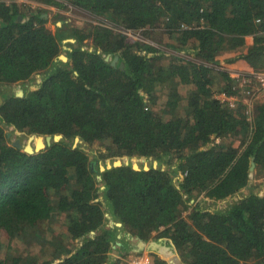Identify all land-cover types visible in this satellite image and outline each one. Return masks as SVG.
<instances>
[{
    "label": "trees",
    "instance_id": "16d2710c",
    "mask_svg": "<svg viewBox=\"0 0 264 264\" xmlns=\"http://www.w3.org/2000/svg\"><path fill=\"white\" fill-rule=\"evenodd\" d=\"M67 2L195 53L100 24L62 22L52 31L44 9L0 0V244L9 248L0 264H119L111 253L121 229L143 241L166 238L184 264H264V192L251 185L264 177V100L250 118L243 101L258 83L253 73L264 70V0ZM109 54L119 55L116 66ZM39 73L23 96L8 89ZM217 93L239 103L230 107ZM9 130L63 139L31 154ZM77 138L102 144L96 158L104 164H130L92 169ZM146 160L158 167L133 168ZM243 189L224 209L202 205ZM104 203L122 227L110 225ZM60 216L64 225L45 236ZM18 240H43L50 252L18 253ZM150 264L167 262L153 254Z\"/></svg>",
    "mask_w": 264,
    "mask_h": 264
},
{
    "label": "rangeland",
    "instance_id": "374dc122",
    "mask_svg": "<svg viewBox=\"0 0 264 264\" xmlns=\"http://www.w3.org/2000/svg\"><path fill=\"white\" fill-rule=\"evenodd\" d=\"M19 3H24L26 5H32L34 8L35 7H40L41 9H44L45 11H47V16L46 18H48V22H47V26L52 30V31H56L57 30V26L61 25L62 22H66V24H68L70 27H87L91 24H100V25H105L108 26L112 29H114L115 31H119L122 32L125 29L123 27H120L118 25H116L114 22L108 20L105 17L102 16H96L88 11L76 8L74 6L68 5L67 0H56L57 2H59L60 4H65V7L63 8H59L56 5H48V4H43L40 3L38 1L35 0H16ZM124 33V32H122ZM126 34V33H124ZM129 38L134 39V40H143L146 42H149L153 45L159 46L160 48L163 49H168L166 47H163V44L157 42L154 39L148 38L146 39L143 36L142 31H128L126 34ZM163 37H167L166 35ZM70 41L69 39L65 41V45H64V50L61 53V55L59 56L60 59H62V57H66L67 58V45L66 42ZM71 41H73V39H71ZM87 47H91L90 42H88V45L86 44ZM171 52L180 54V55H186L189 57H192L195 52L193 50H189V49H179L180 51L176 52L174 50L168 49ZM63 61H66L65 59H62ZM44 75H42V73L37 74L36 76L33 77V80L27 82V84H29L31 87L32 85L36 86L35 82L36 81H42ZM15 86L17 85H12L10 88H15ZM34 86V87H35ZM18 92V91H17ZM21 93V91H19V94ZM258 98V97H257ZM162 99H165V97H163ZM257 102V101H256ZM163 104V103H162ZM10 136L12 141H17L19 140L20 143L22 144V146L24 147L28 141L30 136L24 135V133H16V132H11V130H9ZM39 137V136H37ZM37 137H35V139H33L32 144L33 146H35L36 144V139ZM79 140L76 141V144H81L85 150L90 154L91 156V160L93 163V166L96 167L97 165L99 167L101 166H105L106 163L108 161H112L111 159H107L106 163L104 164L102 161H98L96 156H97V152L99 151V149H101L103 146L100 143H87L85 141H83L82 139L78 138ZM77 140V139H76ZM155 161L157 160H146V161H141V162H137L140 166H144L145 164L151 165L153 164ZM158 162V161H157ZM165 166V165H163ZM166 167V166H165ZM251 185L253 186V189L259 191L260 193L264 192V177L263 178H254L251 181ZM246 192V189H243L240 194H236L233 196H230L226 199L223 200H214V199H209V198H203V202L202 205L203 207H208L211 209H224L226 207H228L229 205H231L236 199H238L242 194H244ZM64 217H59L54 219L53 221H50L51 223H49L48 227L42 229L41 231L44 233L45 236H50L51 232L50 229L51 227H53L54 229H59L64 225ZM48 228V229H47ZM3 242L5 244H7V240L0 236V243ZM9 248L6 249V246L3 244H0V256L5 257L7 254V250ZM13 250L18 252V253H22L24 255H26L29 252H33L34 254L37 255H48L49 251V244L43 242V240L40 241H35V240H31L28 242H22V241H16L13 245Z\"/></svg>",
    "mask_w": 264,
    "mask_h": 264
},
{
    "label": "crops",
    "instance_id": "0c3cea01",
    "mask_svg": "<svg viewBox=\"0 0 264 264\" xmlns=\"http://www.w3.org/2000/svg\"><path fill=\"white\" fill-rule=\"evenodd\" d=\"M247 42L251 43L252 40L248 38ZM90 48L91 50L94 49L92 45ZM110 59H113V57L111 56ZM260 100H264V92L261 94H258V98L257 96H255L254 98L252 96L248 97L247 102L248 104L250 103V106L248 104L247 105L251 113L253 112V109L255 108L256 101H260ZM104 207L107 210L106 216H107V219H109L110 225L111 226L116 225L118 227H122V223L116 221L113 218L111 210L109 206L107 205V203H104ZM117 238H118V241L116 243V246L114 247L113 252L111 253V260L113 261L118 260L119 264H128V261L134 256H144L150 259V256L153 254H156L159 257H161L163 260L167 262V264H184L181 260L177 261L175 259L178 256V252L176 251L175 247L166 238L158 239V238L152 237L149 241H143V240L135 239L133 235L126 229H121L120 231H118ZM122 244L125 246L119 247V246H122Z\"/></svg>",
    "mask_w": 264,
    "mask_h": 264
},
{
    "label": "water",
    "instance_id": "95a60500",
    "mask_svg": "<svg viewBox=\"0 0 264 264\" xmlns=\"http://www.w3.org/2000/svg\"><path fill=\"white\" fill-rule=\"evenodd\" d=\"M110 58H111V55H107V56L105 57V60H107V61H111V64H112L113 66H116V65L118 64V61H119V55L114 56L113 59H110ZM62 59L67 60L66 57H65V58L62 57ZM121 66L123 67V64H121ZM20 95H23V94L20 93ZM37 138H38V137H37ZM39 138L42 139L41 144H40V145L35 144V146H33L32 141H33V139H35V136H34V135H31L30 138H29L28 143L24 146V151H26V152H28V153H31V154H33V153H35V152H39V151H41L42 149L46 148L47 146L52 145L53 142H59L60 140H62V139H63V135H62V134H55L54 136H52V135H47V136L40 135ZM78 140H79V139L77 138L76 141H78ZM14 144H15L17 147H19V148L22 146V144L20 143L19 140L15 141ZM122 164L129 165V164H130V160H129L128 158H125V162H123L121 159H117V160H115V161H108V162L106 163V165H105V166H101L100 169H101V171H105L106 169H111V168H113L114 166H121ZM132 166H133V168L136 169V170H140V169H141V166H140L137 162H133ZM153 166H154L155 168H157V167H158V162L155 161V162L153 163ZM91 167H92V169H93V167H94V166H93V163L91 164ZM150 167H151V165H148V164H145V165L143 166V168H144L145 170H149ZM165 168H166V167L163 166V169H165ZM98 178L101 179V176H98Z\"/></svg>",
    "mask_w": 264,
    "mask_h": 264
},
{
    "label": "built area",
    "instance_id": "2783aa9c",
    "mask_svg": "<svg viewBox=\"0 0 264 264\" xmlns=\"http://www.w3.org/2000/svg\"><path fill=\"white\" fill-rule=\"evenodd\" d=\"M128 31L130 30L125 29L122 32L127 34ZM252 77L258 80V83L255 84V88L253 87V91L251 92L252 94L251 96L254 98L255 96L258 97V94H261L264 92V70L253 73ZM252 77L250 78V80L252 79ZM216 97L220 99L222 102L227 103L228 106L230 107H236L240 100L239 97L236 95L227 96L225 93H217ZM243 101H245V103L248 104L247 102L248 99L244 98ZM248 105L250 106V103ZM247 113L249 114V118H250L251 112L248 108H247ZM128 264H150V259L144 256H134L128 261Z\"/></svg>",
    "mask_w": 264,
    "mask_h": 264
},
{
    "label": "flooded vegetation",
    "instance_id": "af4514ba",
    "mask_svg": "<svg viewBox=\"0 0 264 264\" xmlns=\"http://www.w3.org/2000/svg\"><path fill=\"white\" fill-rule=\"evenodd\" d=\"M40 82H41V81H36V82H35L36 86H37V84H39ZM34 86H35V85H34ZM34 86L32 85V87H31V86H30L29 84H27V83H19L17 86H15V88H11V92L14 93V94L17 95V96H23L24 93H25L26 91L31 90ZM17 91H18V92H17ZM19 91H21V93H22L23 95H20V94H19ZM2 100H3V97L0 96V104L2 103Z\"/></svg>",
    "mask_w": 264,
    "mask_h": 264
},
{
    "label": "bare ground",
    "instance_id": "6f19581e",
    "mask_svg": "<svg viewBox=\"0 0 264 264\" xmlns=\"http://www.w3.org/2000/svg\"><path fill=\"white\" fill-rule=\"evenodd\" d=\"M41 141H42V139L38 137V138L36 139V144H37V145H40V144H41Z\"/></svg>",
    "mask_w": 264,
    "mask_h": 264
}]
</instances>
